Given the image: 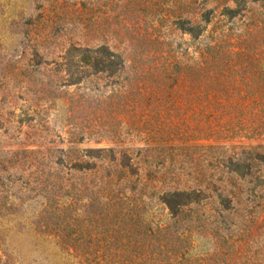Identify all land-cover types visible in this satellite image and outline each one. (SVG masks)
<instances>
[{
	"label": "rangeland",
	"instance_id": "rangeland-1",
	"mask_svg": "<svg viewBox=\"0 0 264 264\" xmlns=\"http://www.w3.org/2000/svg\"><path fill=\"white\" fill-rule=\"evenodd\" d=\"M209 45L216 50L204 55ZM102 46L121 55L116 73L83 66L74 49ZM256 94L264 95V0H0V264L93 260V247H73L48 224L67 209L75 234L86 235L105 213L95 171L65 169L62 189L42 190L54 178L45 166L71 148L126 152L125 175L141 182L129 203L161 224L168 213L155 189L212 182L217 192L189 215L231 220L247 236L245 225L264 221V136L203 146L217 144L209 130L250 125L247 113L264 106ZM207 108L223 115L208 119ZM71 183L79 191L69 194ZM191 241L197 256L215 247L208 231Z\"/></svg>",
	"mask_w": 264,
	"mask_h": 264
},
{
	"label": "trees",
	"instance_id": "trees-1",
	"mask_svg": "<svg viewBox=\"0 0 264 264\" xmlns=\"http://www.w3.org/2000/svg\"><path fill=\"white\" fill-rule=\"evenodd\" d=\"M228 11L232 12L231 9ZM205 23H211L209 17L205 19ZM184 31L192 39L199 36V30L189 28ZM74 49L79 53V62L96 73H116L113 66H123L121 55L111 52L108 47L102 46L97 50L90 47ZM215 50L216 46L209 45L203 53L210 55ZM77 83L73 82V84ZM208 98L212 100L216 98V95L212 94ZM253 99L261 103L264 101V95H253ZM229 113L225 115L229 117L234 112ZM246 113L244 112V115ZM247 114L253 119L250 125L239 129L232 127L219 131L209 130L206 140H215L217 144L203 147L214 150L218 149L216 147H224L219 144L223 141L258 139L264 136V106ZM216 115L222 116L223 113L205 109L206 118L214 119ZM247 120L249 119L243 118V121L248 122ZM76 150L71 148L63 158L50 159L51 161L45 167L49 168L48 176H54V178L46 179L42 190L55 194L57 190L62 189L69 181V178L65 179V176L61 175L65 169L79 173L95 171L96 184H92V191L97 190V193L103 194L107 200L101 222L96 219L93 221L95 232L88 231L86 235L83 233L76 235L75 228L70 223V217L66 215L67 209H64L61 215L51 213L48 217V224L59 229L63 237L72 242L73 247L84 249L86 253L93 247L94 258L89 262L90 264H264V250L255 248L256 245L261 244L264 247V236L258 235L260 230H264V221L255 220L245 225L248 235L242 237L240 231L237 233L238 236L234 234L236 231H232L233 228L239 230L236 222L219 218L201 220L197 217L194 219L192 215H189L193 208L200 207L208 198L206 196L208 192L209 194L217 192L213 190L215 186L212 182L198 181L196 182L198 186L193 188L181 186L177 179L174 188L155 189L154 195L158 203L168 213V222L161 224L146 218V205L138 206L131 205L133 202L129 203L141 182L139 178L133 180L134 178H128L125 175V171L132 165L131 157L126 152L121 153L122 157L118 158L113 149H86L82 155ZM122 159L123 162L120 161ZM94 160L108 161V165L105 163L98 165ZM124 182L125 185L122 184ZM121 184L122 188H120ZM116 188L120 189L115 190ZM70 190L79 191L77 184L71 183L68 189L69 194L72 193ZM224 209L228 211L230 208ZM232 210L235 213L238 211ZM49 212L47 210V213ZM215 212L219 213V210L216 209ZM205 231L209 232L215 247L212 253L197 256L193 254L194 244L191 238Z\"/></svg>",
	"mask_w": 264,
	"mask_h": 264
}]
</instances>
